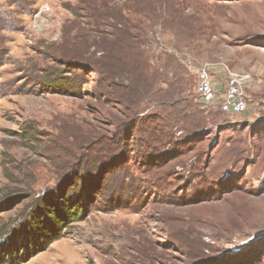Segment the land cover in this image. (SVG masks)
Returning a JSON list of instances; mask_svg holds the SVG:
<instances>
[{"label": "rangeland", "instance_id": "1", "mask_svg": "<svg viewBox=\"0 0 264 264\" xmlns=\"http://www.w3.org/2000/svg\"><path fill=\"white\" fill-rule=\"evenodd\" d=\"M204 65L248 75L243 113ZM0 264H264V0H0Z\"/></svg>", "mask_w": 264, "mask_h": 264}, {"label": "built area", "instance_id": "2", "mask_svg": "<svg viewBox=\"0 0 264 264\" xmlns=\"http://www.w3.org/2000/svg\"><path fill=\"white\" fill-rule=\"evenodd\" d=\"M209 66L204 65L197 70L195 95L197 100L207 108H213L216 98L211 78L208 73ZM227 84L225 92L219 102L218 110L225 114H241L247 108L243 89L248 83V75L226 69Z\"/></svg>", "mask_w": 264, "mask_h": 264}, {"label": "trees", "instance_id": "3", "mask_svg": "<svg viewBox=\"0 0 264 264\" xmlns=\"http://www.w3.org/2000/svg\"><path fill=\"white\" fill-rule=\"evenodd\" d=\"M106 57H104V59H107L110 62H112L115 58L114 55H112L110 53V51H105V53L103 54ZM94 67V66H91ZM75 70V71H74ZM68 70H65L62 74H68L71 75L73 74L74 76H77L78 79H73L72 76H62V75H57V74H51L49 76H46L45 73V78L46 81L44 82V87L49 88L55 92L61 93L63 95H70L71 93H69V89H72L73 91H83L84 90V86L88 83V73L89 70L85 69L83 66H77V67H72L70 72H67ZM101 82H103L100 85H103V87L105 88H110L113 86L114 84V80H113V75L111 73L105 75L102 77ZM100 87V86H99ZM119 103H121V100H118ZM207 108V107H205ZM213 109V108H211ZM219 111V110H218ZM132 113V110L130 111ZM205 115H213L214 113L212 112V110L207 109L206 111H204ZM132 132V128L130 130ZM44 205H46V207L50 206L48 200L44 201ZM62 207H64V205H62ZM75 209L74 206L68 207V211H71ZM48 212V216L47 219L52 221L51 222V227H42L37 228L38 230L35 231L37 234H41L42 236H45V232L47 231L48 233L54 235L53 236V241L56 240L57 238V230H56V224L58 225L59 223H61L62 220H60L59 218H57L55 216V214L59 213V212H52L51 210L47 211ZM62 212V211H60ZM79 213V211L76 210V214L77 215ZM54 216V217H53ZM54 218H56L57 220H55ZM54 225V226H53ZM55 229V230H54Z\"/></svg>", "mask_w": 264, "mask_h": 264}, {"label": "crops", "instance_id": "4", "mask_svg": "<svg viewBox=\"0 0 264 264\" xmlns=\"http://www.w3.org/2000/svg\"><path fill=\"white\" fill-rule=\"evenodd\" d=\"M208 73L211 78L213 88L216 92V98L212 106H213V109L216 108L218 110L219 102L226 89V84H227L226 75L227 74H226V71L222 69H209Z\"/></svg>", "mask_w": 264, "mask_h": 264}]
</instances>
